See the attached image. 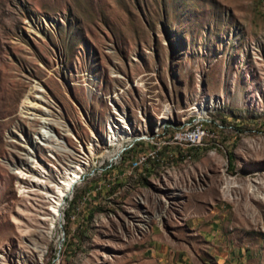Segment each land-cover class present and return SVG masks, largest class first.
I'll return each mask as SVG.
<instances>
[{
	"label": "rangeland",
	"instance_id": "obj_1",
	"mask_svg": "<svg viewBox=\"0 0 264 264\" xmlns=\"http://www.w3.org/2000/svg\"><path fill=\"white\" fill-rule=\"evenodd\" d=\"M199 120L101 173L111 129ZM0 264H264V0H0Z\"/></svg>",
	"mask_w": 264,
	"mask_h": 264
},
{
	"label": "built area",
	"instance_id": "obj_2",
	"mask_svg": "<svg viewBox=\"0 0 264 264\" xmlns=\"http://www.w3.org/2000/svg\"><path fill=\"white\" fill-rule=\"evenodd\" d=\"M208 120L192 122L187 129L169 133L165 137H157V142H135L126 148L114 149L110 154L100 159L102 166L100 171L108 172L121 161H128L129 171H138L151 162L163 161L162 154L167 146H180L185 150H191L201 145L202 140L207 136L206 125ZM146 146V147H145ZM144 147V148H142ZM126 159V157H128ZM190 157V152L185 151L183 158Z\"/></svg>",
	"mask_w": 264,
	"mask_h": 264
},
{
	"label": "bare ground",
	"instance_id": "obj_3",
	"mask_svg": "<svg viewBox=\"0 0 264 264\" xmlns=\"http://www.w3.org/2000/svg\"><path fill=\"white\" fill-rule=\"evenodd\" d=\"M24 104H26V103L24 102ZM194 109L196 110V112L198 114H200V115L204 114L205 110H203L202 108L196 106ZM162 119L166 120L167 118L166 117L165 118L162 117ZM109 133H110V135H109L110 148L116 147V149L117 148H126L129 144H131V143H133L135 141L136 142H141L143 140L148 139V138H144V139L133 140L134 138L132 139L130 134H126L124 132H120V134H119V133H117L115 131L114 128L111 129V132H109ZM125 140H127V141H125ZM110 153L111 152H109L108 154H110ZM67 170L68 171L66 173V177H65L64 181L62 182L61 186L58 188L57 194L52 196V198H53L52 199V204L50 205L51 218H50L49 221H50V224L53 226V228H55L56 223L58 222V219L62 215L61 214V210H62V206L64 204L65 199L67 198L68 194L73 189V187L76 186L78 181H80L81 178L83 177V175L85 174V167L80 165L79 163L71 166V168H69ZM229 179L230 178H225V183L226 184H229V182H230ZM228 187H230V186L228 185ZM226 195H227V193H226ZM136 202L140 203V201H138V200H136ZM163 202H166V204H165L166 207H168L170 205L169 201L166 200V199ZM146 203H147V199L144 201V204H146ZM146 222H148V221H146ZM50 224H49V226H50ZM48 230H51V228H49ZM49 234L50 233L47 232V233H45V236H48ZM44 239H45V237H43L42 240H44ZM31 244H32L31 247H32L34 252H37V253H42L43 252L44 248H42L41 246H39L37 244H34V243H31Z\"/></svg>",
	"mask_w": 264,
	"mask_h": 264
}]
</instances>
